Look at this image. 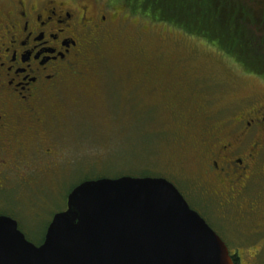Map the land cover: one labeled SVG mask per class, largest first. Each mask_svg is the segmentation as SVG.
<instances>
[{
  "label": "flooded vegetation",
  "instance_id": "1",
  "mask_svg": "<svg viewBox=\"0 0 264 264\" xmlns=\"http://www.w3.org/2000/svg\"><path fill=\"white\" fill-rule=\"evenodd\" d=\"M129 19L98 0L0 6V217L17 223L37 216L38 175L66 160L56 141L60 128L75 108L98 100L94 69L106 58L101 53L113 49L118 22ZM155 74L142 72L134 82L148 84L180 119L167 132L169 147L181 155L180 174L168 169L164 178L222 239L233 264H244V254H264V91L253 104L213 119L204 102L186 109L182 77Z\"/></svg>",
  "mask_w": 264,
  "mask_h": 264
},
{
  "label": "rangeland",
  "instance_id": "2",
  "mask_svg": "<svg viewBox=\"0 0 264 264\" xmlns=\"http://www.w3.org/2000/svg\"><path fill=\"white\" fill-rule=\"evenodd\" d=\"M7 4L8 0H0V6ZM127 14L131 19L118 22L121 32L113 39V49L101 53L106 58L94 69L99 76L94 83L99 89L98 100L92 107L75 108L65 121L66 128H60L56 141L64 147L60 151L66 160L38 175L37 216L17 222L34 245L41 243L53 215L64 209L68 192L85 178L138 177L145 170L164 176L168 169L173 173L178 170L176 162L181 155L173 145L169 147L167 140L172 136L167 132L173 133L180 119H174L173 108L159 104L162 100L148 84L134 82L140 73L152 70L160 78L182 77L186 109L204 102L213 119H223L253 104L264 91V79L243 73L208 43ZM152 101L159 105L152 107ZM178 113L187 115L183 110ZM27 204L23 202L24 214L32 210ZM252 256L242 255V262L256 259L251 264H264V254Z\"/></svg>",
  "mask_w": 264,
  "mask_h": 264
},
{
  "label": "water",
  "instance_id": "3",
  "mask_svg": "<svg viewBox=\"0 0 264 264\" xmlns=\"http://www.w3.org/2000/svg\"><path fill=\"white\" fill-rule=\"evenodd\" d=\"M0 264H233L222 239L164 178L86 180L40 245L0 217Z\"/></svg>",
  "mask_w": 264,
  "mask_h": 264
},
{
  "label": "trees",
  "instance_id": "4",
  "mask_svg": "<svg viewBox=\"0 0 264 264\" xmlns=\"http://www.w3.org/2000/svg\"><path fill=\"white\" fill-rule=\"evenodd\" d=\"M106 2L148 24L165 26L196 37L230 58L243 73L264 79V0ZM143 172L138 177H155L147 170Z\"/></svg>",
  "mask_w": 264,
  "mask_h": 264
}]
</instances>
